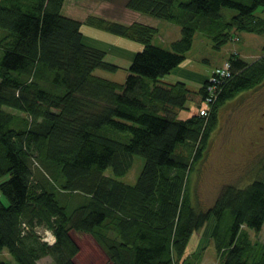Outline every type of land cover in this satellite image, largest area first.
Masks as SVG:
<instances>
[{"label": "trees", "instance_id": "16d2710c", "mask_svg": "<svg viewBox=\"0 0 264 264\" xmlns=\"http://www.w3.org/2000/svg\"><path fill=\"white\" fill-rule=\"evenodd\" d=\"M64 2L0 0V264H11L3 251L16 264H39L48 254L54 264H76L73 230L91 234L111 264H198L175 254L195 229L225 213L230 236L217 264H264V245L242 230L264 227V179L224 186L204 208L190 185L218 106L264 73V54L249 64L229 55V75L213 67L196 89L167 79L183 67L196 32L230 41L233 25L263 31L253 13L264 0H126L133 11L178 25L169 48L152 42L159 29L151 24L93 14L84 22L62 14ZM88 26L136 44L123 80L94 74L117 64L83 41ZM188 101L209 112L177 119L174 107ZM178 144H188L189 155L176 153ZM135 155L144 163L129 184L119 177ZM45 229L55 237L50 245Z\"/></svg>", "mask_w": 264, "mask_h": 264}, {"label": "rangeland", "instance_id": "374dc122", "mask_svg": "<svg viewBox=\"0 0 264 264\" xmlns=\"http://www.w3.org/2000/svg\"><path fill=\"white\" fill-rule=\"evenodd\" d=\"M125 1L65 0L61 13L84 22H90L86 19L93 14L123 24L133 21L151 24L159 29L152 42L164 48H169V42L174 38H178V25L160 19L155 21L151 17L127 8ZM232 11L226 9L224 13L228 17L233 14ZM253 14L263 19L261 22H264V9L262 7ZM243 24L248 25L247 22ZM231 28L237 33L236 40L217 41L199 31L196 32L192 46L186 52L185 65L182 67L184 71L181 68H175L174 74L167 76V79L177 78L187 82V86L191 88H198L201 86L202 79H205L206 75L209 74L207 73L209 67L214 65V71H217L223 69L224 65H229L228 63L223 65L229 55L232 54L249 64L264 54V30L255 32L253 30L256 27H254L253 30L246 31L241 27L237 29L236 25L231 26ZM166 31L169 33L164 35ZM83 41L106 50L105 58L117 64L116 70L112 72L101 68L95 69V75L113 81L124 79L126 68L129 66L131 57L135 52L124 47L120 36L88 26ZM119 48L129 52L132 51L130 59H128V53L124 51L118 54L116 49ZM1 53L0 48V55ZM197 61L202 63L198 62L197 65ZM192 63L199 71L193 73V69L189 68ZM217 65L221 66L217 68ZM208 95L212 97L211 100L215 98L210 91ZM187 106L188 108L174 107L177 119L186 118L192 114L205 116L209 112V107L206 104L201 103L199 107L188 101ZM11 111L15 112V110ZM18 114L25 116L22 112H18ZM20 118H17L18 122L16 124L21 122ZM260 119H264V73H258L251 87L245 88L235 96L225 100L217 108V122L210 134L204 159L195 164L190 174V185L200 208L210 206L224 186L243 187L254 179H264V140L259 144L255 142L256 138L260 136V131L262 130L261 135L264 131L263 128H260L262 125ZM189 152L190 147L188 144H178L176 147V153L189 155ZM143 163L144 158L135 155L130 168L119 179L134 184ZM105 174L111 175V169H107ZM4 178L5 176L0 177V181ZM0 200L5 202V198L1 193ZM229 223L230 217L226 213L220 221L213 218L207 221L203 226L193 231L186 247L180 255L175 254V258L179 261L193 257L198 264L219 263L221 252L226 248L225 246L229 241ZM242 230L247 232L251 241L264 245V227L255 230L243 225ZM49 232L46 229L40 232L42 239L48 245L55 241L54 235ZM70 235L79 247V251L75 255L76 264L112 263L91 234L73 230ZM2 254L4 259L9 260L11 264H16L11 262V258L6 251H3ZM38 263L54 264L52 256L49 254L41 257Z\"/></svg>", "mask_w": 264, "mask_h": 264}, {"label": "crops", "instance_id": "0c3cea01", "mask_svg": "<svg viewBox=\"0 0 264 264\" xmlns=\"http://www.w3.org/2000/svg\"><path fill=\"white\" fill-rule=\"evenodd\" d=\"M121 39L123 40L124 47L130 48L132 51H134L133 48H135V46H136V44H135L134 42L128 41V40H126L125 38L123 39L122 37H121ZM126 44H127V45H126ZM121 51H124V52L128 53L127 56H128V59H130L129 57H130V55H132V51L129 52V51H126L125 49H121V48L116 49V52H117L118 54H120ZM196 64H197V63H196ZM181 65H185V64H184V61L182 62ZM194 65H195V64L192 63V65L189 66L190 69H193V73L199 71L198 69H196V68L194 67ZM197 65H198V64H197ZM213 67H214V65L211 66V67H209L207 73H209L210 70H212ZM179 68H181V70H183L182 67H179ZM183 71H184V70H183ZM172 73L174 74V71H173ZM172 73H171V74H172ZM172 80H178V79H177V78H176V79L173 78ZM118 81H119V80H118ZM185 83H187V82H185ZM192 87H193V85H192ZM193 88L196 89L197 87H193Z\"/></svg>", "mask_w": 264, "mask_h": 264}, {"label": "built area", "instance_id": "2783aa9c", "mask_svg": "<svg viewBox=\"0 0 264 264\" xmlns=\"http://www.w3.org/2000/svg\"><path fill=\"white\" fill-rule=\"evenodd\" d=\"M217 72L220 74V76L223 78L225 76H228L229 75V65H224V68L223 69H218ZM210 87V86H209ZM212 97H209V95L207 96L206 98V101L208 103L212 102ZM50 233V232H49Z\"/></svg>", "mask_w": 264, "mask_h": 264}, {"label": "flooded vegetation", "instance_id": "af4514ba", "mask_svg": "<svg viewBox=\"0 0 264 264\" xmlns=\"http://www.w3.org/2000/svg\"><path fill=\"white\" fill-rule=\"evenodd\" d=\"M260 120L262 121V123H261L262 125H261L260 128H261V129H262V128L264 129V119H260ZM261 131H262V130H261ZM261 131H260V136L257 137V138H256V141H255V142L258 143V144L261 143V141L264 140V131H263V133H262L263 135H261Z\"/></svg>", "mask_w": 264, "mask_h": 264}]
</instances>
